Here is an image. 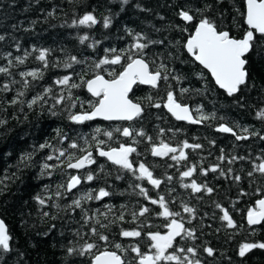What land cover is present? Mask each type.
<instances>
[{
    "label": "trees",
    "instance_id": "1",
    "mask_svg": "<svg viewBox=\"0 0 264 264\" xmlns=\"http://www.w3.org/2000/svg\"><path fill=\"white\" fill-rule=\"evenodd\" d=\"M205 3L213 6L212 10L206 13L207 16L228 30L232 36L239 38L242 35L246 27L243 25V17L239 15V12L244 11L243 0H223V3H217V0H129L127 5H123L121 0H0V36L4 37L0 40V66H8V60L4 58L8 53L12 54L10 59L13 60L11 76L0 74V86L5 82L11 83L12 79L17 81L11 85V91H0V118L7 120V124L0 127V180L7 185L6 188L0 185V188H3L0 194V219L5 221L13 237V251L0 253L3 256L0 264H91L87 255L82 257L67 254L68 247L73 244L79 247L85 241H95L101 248L107 247L110 251H116L113 245L120 243L128 251L118 254L122 255L126 264H136V256L130 250V245H138L142 252H148L151 242L147 234H165L167 231V221L157 215L160 211L158 205L150 204L139 195L138 188L129 187L136 184L147 188L153 199L163 195L169 208L181 213L177 219L184 222L186 228L193 229L197 238L195 241L177 238L179 245L185 248L195 247L198 252L196 258L200 259L202 264H264V250L254 249L245 257L238 254L243 243L264 242V224L251 228L246 219L248 208L254 206L257 199L264 198V176L259 173L248 176L253 170V164L260 163L258 157L264 158V140L260 139V136H264V120L256 115L260 109H264V56L256 54L260 51L258 44L254 53L250 54L249 70L252 79L247 88L233 97L221 91L211 76L182 46L193 28L180 20L177 13L181 9L189 8L195 12L196 9L203 8ZM50 12L54 14L49 16ZM86 12H93L101 22L93 28L70 26L73 19H79ZM105 16L112 19L108 29L103 27ZM182 28H187L188 31H180ZM126 29L141 33L148 40L162 41L163 43L151 44L145 50V59L156 61V64L152 65L153 68L163 62L169 69L174 70L173 74L182 77L179 84L171 77L168 83L183 104L192 110L201 106L205 114L215 113L217 119L189 125L176 121L163 107H151L148 96H152L155 102L166 95L167 85L163 81L159 89L137 85L131 97L134 102L142 105L143 114L132 123L90 121L76 125L67 119V112L64 111L67 102L57 106L55 116L49 112L47 106L43 109L36 106L31 110L27 108L26 103L9 106L8 102L16 96L18 90L25 91V96L21 98L25 102L37 94H42L47 87L53 89L50 96L58 94L62 89L55 85L54 81L65 75H72L73 82L76 83H79L80 76L85 73L86 79L93 78L95 71H99L106 79H111L107 70H115L118 73L122 70L121 65H104L95 69L93 62L104 58L105 49L115 48L118 52L126 50L134 42ZM83 35H88L89 40L81 44L79 38ZM176 41H180V44L177 45ZM91 44H95V47H89ZM33 48L51 50L47 68L36 60L38 53L33 52ZM25 52L29 53L25 63H16L15 58H23ZM69 56H76L83 63L65 69L64 61ZM56 61L60 62L59 66H56ZM29 70L42 71L43 78L33 81L28 77L30 86L25 90L19 73ZM181 88H188L189 91L181 96ZM64 91L67 94L66 90ZM72 92L74 98L79 97L83 101L94 100L86 88L73 89ZM45 99L48 105L54 103L49 97ZM73 111H79V105ZM220 123L228 124L242 135L245 134L242 128L246 127L249 133L258 132L260 136L250 135L247 140L237 141L232 135L215 131ZM123 127L143 129L147 136L152 137L150 143L134 133V138L139 143L132 146L137 148L140 155L134 153L132 159L144 162L153 171L154 176L163 181L160 188L154 189L147 181H137L131 174L99 158L93 142L92 150L96 163L79 174L84 175L92 171L97 175V179L91 183L83 182L75 192L66 193V198L57 199L54 195L56 185L66 182L67 175L65 170L60 168L56 169L51 178L39 175L41 164L50 152L49 149L39 150V145L48 141L56 147L67 148L69 141L76 139L84 146L83 138L87 137L91 141L97 128L102 132H114L111 141L103 134L98 137L106 141V147H118L119 143L131 144V138H125L115 132L116 128ZM57 129L67 134L69 141L60 144L56 138ZM160 129L164 130L163 136L159 135ZM160 139L172 146H178L187 140L189 143H200L203 147L196 151L187 149L189 160L177 164L170 158L151 155V147L158 144ZM212 141H215L214 145ZM221 149L226 157L224 162L218 159ZM68 151L83 155L75 149L69 148ZM23 153H33L29 166L20 163ZM232 156L245 159H237L229 164L227 161ZM48 163L55 164L57 161ZM191 164L197 166V171L183 183H190L194 179L199 184H207L213 188L210 195L205 192L194 194L191 189L181 186L180 174ZM214 165H219L225 175H220L219 171H208L206 176L201 174V169L208 170ZM101 166L103 172L100 171ZM67 173L78 174L74 169H67ZM118 175L123 178L117 179ZM169 175L173 177L172 181L166 179ZM237 175L241 177L239 181L234 179ZM45 186H50V190L46 191ZM100 187H105L113 195L101 201L83 204L88 215L93 217L85 224L84 213L80 209L73 211L67 208V205L82 191ZM38 194L42 197L51 194L52 199L46 200V204L41 206L34 199ZM56 203L60 208L53 206ZM183 204L195 209L194 219L183 211ZM217 204L229 211L238 225L237 228L226 227L225 222L220 219L222 213ZM105 205L112 206V211L108 212ZM122 205L125 207L122 208ZM142 206L150 209L145 216L138 215ZM97 209L100 210L99 213L96 212ZM44 212L49 215L43 216ZM106 212L107 219L103 215ZM122 212L124 221H119L117 218ZM134 212L137 216L133 222ZM52 216L57 218L53 220ZM96 219L108 227H101V224L95 222ZM190 219L191 223H188ZM92 227L109 237L108 245L91 235ZM121 229L139 230L142 235L139 238H124L120 235ZM77 231L82 239L74 235ZM205 247L213 248L215 254L208 256L204 251Z\"/></svg>",
    "mask_w": 264,
    "mask_h": 264
},
{
    "label": "snow or ice",
    "instance_id": "2",
    "mask_svg": "<svg viewBox=\"0 0 264 264\" xmlns=\"http://www.w3.org/2000/svg\"><path fill=\"white\" fill-rule=\"evenodd\" d=\"M123 5H127L129 0H121ZM217 3H223V0H217ZM244 11L239 12V15L243 17L244 31L242 35L237 38L232 36L228 30H225L217 22L206 15V13L212 10V5L205 3L203 8L196 9L195 12L191 8L184 10L181 9L177 15L180 20L184 21L186 24L192 25L193 31L188 35L186 42L182 45L187 53L193 57V59L198 62L203 69H206L208 73L211 74L212 80L219 89H222L229 97H233L240 93L242 90L249 86L252 79L251 72L249 70L250 66V54H253L260 45V51L256 52L257 55L264 56V0H243ZM139 7V5H137ZM144 10V9H141ZM50 12L48 15H53ZM163 19V17H161ZM101 21L97 18L93 12H86L79 19H73L71 27H85L93 28ZM112 24V19L110 16H105L103 18V27L108 29ZM182 32L188 31L187 28L179 29ZM128 35L132 36L133 43L129 45L126 50L119 51L115 48L105 49L104 58L99 61H94V68L100 69L104 65H121L122 70L118 73L115 70H107V75L111 79H106L104 75L100 74L99 71H95L93 78L86 79L85 75H81L79 83L73 82L72 75H65L54 81L55 85L60 87L62 90L56 94L51 95L53 92L52 87H47L44 89L42 94H37L30 101L25 102L22 97L25 96V91L18 90L16 96L9 101V106L24 105L28 109H34L39 106L43 109L45 106L48 107L49 112L52 115H57L55 109L59 105L66 104L64 111L67 112V119L76 125H83L86 122L95 121L97 119L103 121H133L140 118L143 114V107L140 103L134 102L129 98V93L132 92L135 85H147L152 89H159L161 86V81L166 85V95L159 99L152 96H148L147 99L151 107L154 108H165L168 113L177 121H184L188 124L198 125L203 124L209 120L217 119L216 114L212 113L207 115L203 112L201 106H198L195 110L190 109L186 104H183L175 94L172 86L169 82L171 77L175 80L177 84L182 82V77L177 74H173L174 70H171L161 62L156 65L155 68L152 65L156 64L155 60L145 59V50L154 43H163L162 41H151L141 33H135L131 29H126ZM4 37L0 36V40ZM80 43L84 44L85 41L89 40L88 35H83L80 38ZM179 45L180 41H176ZM89 47H95V44L89 45ZM33 52H37L36 60L42 63L44 68L49 66L48 57L51 55L50 49H32ZM29 53L25 52L24 57H16L15 61L18 64H24ZM11 53H8L4 58L8 60V66H0V74L6 76H11V67L13 65V60L10 59ZM122 61H124L122 63ZM59 61H56V66H59ZM83 63L76 56H69L67 60L64 61V68H72L75 64ZM23 80V88L26 90L30 86V81L27 79L31 77L33 81L43 78V72L40 70H29L19 73ZM17 81L11 80V83L5 82L0 86V91L9 92L12 90L11 85L16 84ZM86 88V91L95 98L92 101H83L79 97L73 95V89ZM66 93L65 94V91ZM189 91L188 88H181L180 95L183 96ZM46 97H49L54 101L51 105L47 104ZM163 101V103H161ZM85 104L87 107L85 108ZM79 105V111H73L77 109ZM6 111V109H3ZM195 113V114H194ZM257 118L264 120V109H260L257 113ZM26 118V117H25ZM221 120L223 118H220ZM7 124V120L0 118V127H4ZM171 131V130H170ZM215 131L219 133L230 134L237 141L247 140L250 135L260 136V133H249L248 128H242V132L245 134H239L234 130L233 127L226 123H220ZM115 132L120 133L121 136L125 138H131V144L119 143L118 147L107 146L106 141L101 140L98 137L103 134L107 137L108 141L113 140V131H103L100 128L95 130V134L92 135L91 141L87 137H84V146H81L76 139L69 141L67 134L63 133L61 130H56V138L60 144L65 141H69L67 148L56 147L53 144L45 141V143L39 145V150L49 149L50 152L44 158V163L41 164L40 176H47L51 178L53 173L57 168L64 169L67 175V180L64 183L56 185V192L54 195L59 198H66V193H73L74 189H78L83 182L91 183L97 179V175L92 171L80 174H70L67 173V169L77 170L79 173L85 168H90L91 165L96 163V159L93 155V142L95 152L99 157L106 158L111 164L117 166L120 170L131 174L137 181H147L154 189H159L163 181L154 176L152 170L144 162H137L132 159L133 154L137 156L140 153L137 152V148L132 146L138 144L134 138L135 136L144 137L147 141L151 143L152 137L147 136L143 129L135 130L129 127L116 128ZM164 130L160 129L159 135L163 136ZM260 139L264 140V136H260ZM213 145L215 141L211 142ZM200 143H189L184 140L178 146H172V144L165 142L160 139L158 144H154L151 147V155L160 158H170L177 164L182 161H188L189 156L186 152L187 149L193 151L202 149ZM75 149L83 155H77L75 152H69L68 149ZM64 160H61V158ZM33 159V153H23L20 156V163L29 166V162ZM221 162H224L226 157L223 154V149H221V155L218 157ZM237 159H245V157L232 156L228 159V163L231 164ZM260 163L253 164V170L248 173L249 177H252L254 173H259L264 176V158H260ZM48 161H57L55 164H50ZM103 167L101 166L100 171L103 172ZM197 171V166L191 164L187 167V170L181 172L180 180L181 186L185 189H191L192 193L198 194L205 192L206 194H211L213 188L208 187L207 184H199L196 180H191L190 183H183L185 179H190L194 173ZM208 171L220 172V175H225V173L219 168V165L211 166L210 169H201L202 175H207ZM231 171V169H229ZM7 178V177H6ZM117 179H122L123 177L118 175ZM168 181H172V176H167ZM234 179L239 181L241 177L239 175L235 176ZM0 185L4 188V181L0 180ZM129 187H134L139 189V195L143 196L145 200H148L152 205H158L160 211L157 213L158 216L162 217L167 221L165 227L167 229L165 234L160 232L148 233L147 238L151 242L149 245L148 252H142L138 245H130V250L135 253L136 264H202V261L198 258V252L195 247H182L179 245L177 238L180 240L188 239L195 241L197 238L195 231L185 227V223L178 220L177 217L181 216L178 211H173L169 208L168 202H166L165 197L160 195L158 199H153L149 195L147 188L136 184L129 185ZM45 190L49 191L50 186H45ZM3 188H0V194H2ZM244 193H242L243 195ZM113 195L105 187H100L99 189H90L82 191L77 198H74L71 204L67 205V208L80 209L84 213L85 224H87L93 217L88 215L86 209L83 208V204L91 201H101L107 197ZM34 199L41 205L46 204V200H51L52 195L49 194L46 197L37 195ZM56 208H60L58 203L53 205ZM183 211L188 213L192 219L195 218V209L189 207L186 204L181 205ZM220 209L222 216L220 219L225 222L226 227L229 229H235L238 227L233 217L230 215L229 211L219 204L216 205ZM108 208V212L112 211V206L105 205ZM125 207L124 205L121 206ZM99 209L96 210L99 213ZM150 209L146 206H142L139 210V216H145L149 213ZM47 212L43 213V216H48ZM104 218H108V213H103ZM133 222L137 216V213H133ZM57 217L52 216L55 220ZM119 221H124L123 212L117 218ZM247 224L249 226L264 224V198L257 199L254 206L249 207L246 213ZM97 224H101L99 219L95 221ZM191 223V219L188 220ZM55 227V225H53ZM101 227H108V225L101 224ZM91 235L96 236L99 241H102L104 245L109 244V237L101 232H98L95 227L90 229ZM79 238H83L79 231L74 233ZM87 235V234H85ZM120 235L124 238H139L142 233L139 230H124L121 229ZM13 237L9 232V229L3 219H0V253L7 254L13 251L12 247ZM114 248L116 251H110L107 247L101 248V245L93 242L85 241L79 247L70 246L67 248L68 256L79 255L88 256L91 260V264H126L122 255L120 253H125L128 249H125L120 243H115ZM254 249L264 250V242H250L243 243L239 247L238 254L240 257H245L246 254ZM171 250V251H170ZM204 251L208 256H213L214 249L211 247H205ZM3 256L0 255V260ZM131 264V262H129Z\"/></svg>",
    "mask_w": 264,
    "mask_h": 264
},
{
    "label": "water",
    "instance_id": "3",
    "mask_svg": "<svg viewBox=\"0 0 264 264\" xmlns=\"http://www.w3.org/2000/svg\"><path fill=\"white\" fill-rule=\"evenodd\" d=\"M192 59H193V57L192 56H190ZM194 60V59H193ZM195 61V60H194ZM196 62V61H195ZM202 69H203V67L198 63V62H196ZM206 72H207V70L206 69H204ZM208 73V72H207ZM210 76H211V74L210 73H208ZM215 83V82H214ZM140 86H142V87H148V88H151V87H149V86H147V85H140ZM137 87V85H135L134 87H133V90H132V92L131 93H129V98L130 99H132V93H133V91L135 90V88ZM218 87V86H217ZM221 91H223L222 89H220ZM224 92V91H223ZM89 95H90V93H89ZM237 95V94H236ZM91 96V95H90ZM92 97V96H91ZM95 99V98H94ZM191 109V108H190ZM166 110V109H165ZM167 111V110H166ZM168 113V112H167ZM169 115H171L170 113H168ZM174 118V117H173ZM175 119V118H174ZM95 121H101V122H106V123H114V122H124V123H132V122H134L135 120H133V121H131V122H129V121H103V120H100V119H97V120H95ZM95 121H91V122H95ZM177 121V120H176ZM178 122H181V123H186V124H188L187 122H184V121H178ZM189 125H193V124H189ZM223 134H226V133H223ZM227 135H230V134H227ZM99 157V156H98ZM99 158H102V159H105V160H107L106 158H103V157H99ZM108 161V160H107ZM109 162V161H108ZM109 163H111V162H109ZM86 169V168H85ZM85 169H83V170H81L79 173H81L82 171H84ZM76 172H77V170H75ZM78 173V174H79ZM77 189H74L73 190V192H75ZM7 225V224H6ZM263 224H261V225H255V226H249V227H251V228H254V227H260V226H262ZM8 227V226H7Z\"/></svg>",
    "mask_w": 264,
    "mask_h": 264
}]
</instances>
